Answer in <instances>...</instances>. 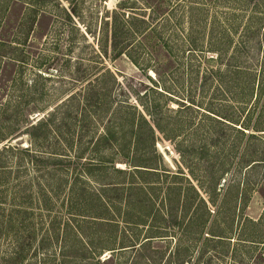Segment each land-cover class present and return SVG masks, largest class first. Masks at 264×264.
Instances as JSON below:
<instances>
[{
	"label": "rangeland",
	"instance_id": "rangeland-1",
	"mask_svg": "<svg viewBox=\"0 0 264 264\" xmlns=\"http://www.w3.org/2000/svg\"><path fill=\"white\" fill-rule=\"evenodd\" d=\"M127 77L179 130L157 133L170 156L153 186L114 169L139 145ZM249 122L264 128V0H12L0 9V264H264V131L244 133ZM20 141L32 154L3 153Z\"/></svg>",
	"mask_w": 264,
	"mask_h": 264
},
{
	"label": "trees",
	"instance_id": "trees-1",
	"mask_svg": "<svg viewBox=\"0 0 264 264\" xmlns=\"http://www.w3.org/2000/svg\"><path fill=\"white\" fill-rule=\"evenodd\" d=\"M12 2V0H3V5L0 3V9H4V10H8L9 9V5ZM5 43L6 45L8 44L7 42H2ZM11 45V44H10ZM10 53V52H6ZM4 56V55H2ZM7 56V55H5ZM216 74L218 76L221 75V70L220 68H218L216 70ZM121 91L123 94L128 95L130 98H134V100L136 102H138V104H140L143 108L141 111V117L137 118L136 117H132L131 116V128L134 136V143H138L140 145V141H141V135L143 136H150V147L153 148V150L151 149H141L139 148V145L137 146V148H135V146L133 147L132 151L127 152L125 151L123 148L122 150L119 152V158H118V162L121 164H126L128 165L127 169H120V168H115L114 169L122 174H128L130 176L131 181L127 183L128 187L133 186L134 188L137 186L141 187V183H144L146 185H152L153 184H159V173L161 170V163L160 161H165V158L163 156V154L165 153L167 156H170V151L167 149V147H164V152H159V150L156 149V144L157 142H160L161 139L163 140H168L170 142L175 141L176 139H178L179 137V130H178V126H176L175 128H170L167 129L165 127H161V118H160V114H159V110H161V107L159 106V104L156 102H151L150 100H148V90H151L152 87L146 83L144 80H141L139 78H135V77H127L124 79V81H122L121 83ZM150 115L151 117L148 118V116L146 115ZM117 121L119 123L118 125V129H121V126L123 125L122 123L124 122H120V119H124L121 115L120 111H116L115 113ZM125 121V120H124ZM35 127H33L34 129ZM244 133L247 130H252L254 132H261L264 131V128H262L261 126H251L250 122L249 124L245 125L244 129H241ZM177 131V132H176ZM157 133H161L162 135H164V137H162L161 139L157 136ZM251 136L256 135L255 133L250 134ZM258 135H263L262 133L258 134ZM112 136L111 134V128H107V130L104 132V134L100 137V141L101 140H108L110 139V137ZM113 138H115V136H113ZM22 141L18 142L17 146H13V147H8V148H4L3 153L4 152H9V151H16L19 154H32L31 150L28 148L23 149L22 148ZM116 143H118V140L116 139ZM117 145L121 146V144H115V147L117 148ZM133 146V145H132ZM179 155L180 152H182V149H180V146H176L174 149ZM183 153V152H182ZM54 157V156H53ZM58 158V159H56ZM56 158H50V160L53 161V163L51 164L52 167L56 168H61L63 166L64 162L63 160H60V157H56ZM32 161V160H31ZM261 161H264L261 160ZM76 162V160H75ZM77 163V167L80 166L79 162ZM165 163V162H164ZM258 163H260V160H258ZM257 164V163H256ZM254 163V165H256ZM62 165V166H61ZM168 170V169H167ZM120 183H103V186L106 187H121ZM132 188V189H134ZM152 188V187H151ZM105 199V198H103ZM99 216H95L98 218H103L102 216H100V214H98ZM102 215V214H101ZM216 236H220V237H228L226 234H214ZM151 237H156V236H151ZM134 246V245H133ZM21 262H23V259L21 260ZM110 262L109 259H103L101 254L96 256L95 259V264H108Z\"/></svg>",
	"mask_w": 264,
	"mask_h": 264
}]
</instances>
